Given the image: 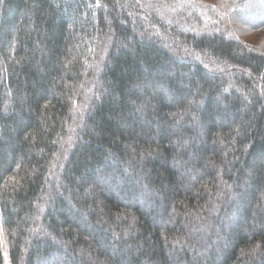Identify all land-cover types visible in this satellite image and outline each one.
I'll return each instance as SVG.
<instances>
[{
  "label": "trees",
  "instance_id": "1",
  "mask_svg": "<svg viewBox=\"0 0 264 264\" xmlns=\"http://www.w3.org/2000/svg\"><path fill=\"white\" fill-rule=\"evenodd\" d=\"M248 9L263 34L264 0H0V264H264Z\"/></svg>",
  "mask_w": 264,
  "mask_h": 264
},
{
  "label": "rangeland",
  "instance_id": "2",
  "mask_svg": "<svg viewBox=\"0 0 264 264\" xmlns=\"http://www.w3.org/2000/svg\"><path fill=\"white\" fill-rule=\"evenodd\" d=\"M260 11H261V13H264V9H261ZM243 16H247V17L251 16V20L248 19L249 22L248 21H243V23H242V21L237 20L235 22V24H236V27H235L236 34L238 35V32H240V33L243 32L244 34H240L242 39L250 42L251 44H256V45L259 44L260 45L259 47L264 52V32H263V34H259L260 33L259 31L251 29L252 25L250 24V22H253V21L261 19V14H257V15L256 14H252V13H250V10L248 9V10H245L242 13H240V17H243ZM85 189H88V188H85ZM152 189H151V193L155 196V198H157L160 202H162L164 200V192H162V191H160L158 189H154V188H152ZM68 212L71 213V207L69 208ZM2 238H3V236H2ZM62 244H64L63 241H62ZM146 244L147 245L152 244V241L151 240L149 242L145 241V243H141L140 247H143ZM60 248H61L62 251H65V252L67 251V249H66L67 247H64V245H63V247H60ZM59 255H61V254H59ZM80 256H81V254H79V255L77 254L76 257H80ZM57 257H58V253H52L51 254V258L55 259V261H56ZM194 258L197 259V257H194ZM198 260H201V258L199 257ZM92 263L93 264H99V263H97L96 260H93ZM36 264H41V262H39V260H37Z\"/></svg>",
  "mask_w": 264,
  "mask_h": 264
}]
</instances>
